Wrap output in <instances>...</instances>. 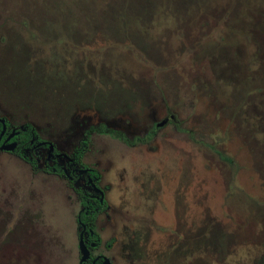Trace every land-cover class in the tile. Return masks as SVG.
Instances as JSON below:
<instances>
[{
    "label": "rangeland",
    "instance_id": "374dc122",
    "mask_svg": "<svg viewBox=\"0 0 264 264\" xmlns=\"http://www.w3.org/2000/svg\"><path fill=\"white\" fill-rule=\"evenodd\" d=\"M142 1L148 17L135 4L125 26L109 0H0V114L70 153L90 125L133 135L172 113L149 142L158 151L94 136L84 161L110 205L97 216L94 252L113 264H255L264 0ZM56 179L0 155V264H78L79 205Z\"/></svg>",
    "mask_w": 264,
    "mask_h": 264
},
{
    "label": "flooded vegetation",
    "instance_id": "af4514ba",
    "mask_svg": "<svg viewBox=\"0 0 264 264\" xmlns=\"http://www.w3.org/2000/svg\"><path fill=\"white\" fill-rule=\"evenodd\" d=\"M109 1L110 3L106 2V4H110L111 9L113 7V14L110 17L117 18L118 15H120V17H125V26H127V16H129L125 11H132L131 8L134 9L135 4H138L141 10L139 11L141 14L138 15V17L145 18L146 16L148 17L146 14H149V9L152 6L146 5L145 7L143 3L139 5L141 0ZM124 2H126V5H124L126 8L121 9V5ZM146 2H153V0H147ZM104 9L108 10L107 7ZM81 16L76 17V19L71 17L70 19L73 25L75 24L78 28L81 26L77 23V20H80L79 17ZM101 16H103L104 19L108 17V14ZM89 31L88 37L90 36ZM82 33L85 35L87 31L84 29ZM136 33L139 32L136 31ZM130 37L135 38L134 32ZM136 44H138V42ZM167 114L160 120H154V118H152L146 129L140 133H133V135L126 134L123 130L111 128L103 123L90 125L83 130L77 145L70 153L61 151L51 140L41 138L38 131L31 123H15L6 115L0 114V155L10 154L19 158L29 165L33 174L42 172L46 174L47 178H50V180H57L56 177L63 179L67 181V187L72 190L79 205V209L75 216L78 232V264H113L112 259L106 254L94 252L101 245V238L96 229L97 216L101 213H105L110 206L106 199L105 186L101 184L102 178L100 172L94 166H90L84 161L89 148H91L90 145H92L91 143L94 140V136H108L126 146L137 148L144 145L149 149L158 151V146L156 147V144H153L154 147H151L149 146V142L151 139L157 137L158 132L166 124L175 123V116L170 112ZM218 154L224 160L230 162L231 159L228 156H224L219 153V151ZM158 187H161L160 184ZM181 218L182 215L176 213V220L179 221V227L182 226L180 224ZM80 238H82L88 251V256L83 261H81L82 253L79 248ZM205 240H208V238H202L195 242ZM114 241V237L109 238L105 242V247L110 248ZM180 241L182 243L178 247L179 249L183 246V238ZM258 260L259 259L256 261Z\"/></svg>",
    "mask_w": 264,
    "mask_h": 264
},
{
    "label": "water",
    "instance_id": "95a60500",
    "mask_svg": "<svg viewBox=\"0 0 264 264\" xmlns=\"http://www.w3.org/2000/svg\"><path fill=\"white\" fill-rule=\"evenodd\" d=\"M79 248H80V251L82 253L81 261H83L88 256V251H87V249H86V247L82 241V238H80V241H79Z\"/></svg>",
    "mask_w": 264,
    "mask_h": 264
},
{
    "label": "trees",
    "instance_id": "16d2710c",
    "mask_svg": "<svg viewBox=\"0 0 264 264\" xmlns=\"http://www.w3.org/2000/svg\"><path fill=\"white\" fill-rule=\"evenodd\" d=\"M256 264H264V254L261 255L258 261H256Z\"/></svg>",
    "mask_w": 264,
    "mask_h": 264
}]
</instances>
